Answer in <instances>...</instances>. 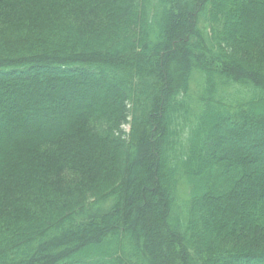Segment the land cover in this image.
<instances>
[{
  "label": "trees",
  "instance_id": "obj_1",
  "mask_svg": "<svg viewBox=\"0 0 264 264\" xmlns=\"http://www.w3.org/2000/svg\"><path fill=\"white\" fill-rule=\"evenodd\" d=\"M0 264H264V0H0Z\"/></svg>",
  "mask_w": 264,
  "mask_h": 264
},
{
  "label": "rangeland",
  "instance_id": "obj_2",
  "mask_svg": "<svg viewBox=\"0 0 264 264\" xmlns=\"http://www.w3.org/2000/svg\"><path fill=\"white\" fill-rule=\"evenodd\" d=\"M233 24L238 25L239 24V21L237 20ZM193 85H195V84H193ZM125 129L128 130V127H126ZM217 135H218V133L216 131L215 132V136H217ZM220 146H221L220 149L223 150V151H225L226 149H228V144L227 143H225L223 145L221 144ZM216 155H220V152L217 151L216 152ZM187 194H188V185L185 184L184 182H181V184H180V195H181V198H186L187 197ZM212 217L218 218L219 216L218 215H216V216L213 215ZM208 219H210V218H208Z\"/></svg>",
  "mask_w": 264,
  "mask_h": 264
}]
</instances>
